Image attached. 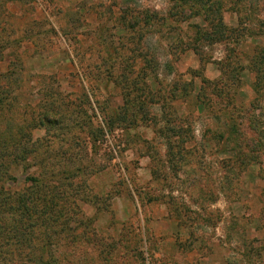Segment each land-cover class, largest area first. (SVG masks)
Here are the masks:
<instances>
[{"label":"rangeland","instance_id":"rangeland-1","mask_svg":"<svg viewBox=\"0 0 264 264\" xmlns=\"http://www.w3.org/2000/svg\"><path fill=\"white\" fill-rule=\"evenodd\" d=\"M248 1L223 12L239 35L195 50L206 21L172 0H0V264H264ZM33 176L54 187L23 238L9 199Z\"/></svg>","mask_w":264,"mask_h":264},{"label":"trees","instance_id":"trees-1","mask_svg":"<svg viewBox=\"0 0 264 264\" xmlns=\"http://www.w3.org/2000/svg\"><path fill=\"white\" fill-rule=\"evenodd\" d=\"M175 4L173 5L172 9L176 10L174 14H171L170 17L180 16L182 18H191L195 16H202L204 17V20L206 21V27L195 25V34L198 35L197 41H195L194 44V49L199 50L197 43L205 41L206 39L210 41H222L226 40V36L229 32L232 31V28L226 26V23L224 21V15L223 12L224 10L230 9L234 11H238L239 13L246 12L247 16H252L253 17V12L251 8V4L248 1L245 4H241V0H172ZM187 11H190V14H187ZM260 33L264 35V22H260ZM241 26V25H240ZM242 29L244 27L242 26ZM235 30V29H234ZM229 33L233 36L239 35V33L236 32ZM249 34L251 33L250 31L248 32ZM211 36L212 38H209ZM242 35L240 34V37ZM258 51H256V57L254 58V64H253V69L257 74V79H264V51L262 49L257 48ZM257 58V60H256ZM228 65L227 62L224 63V66ZM177 85V84H176ZM257 86V85H256ZM177 88V87H176ZM175 89V91H177ZM257 92V91H256ZM259 92V91H258ZM178 94H174L172 97H177ZM198 97V98H197ZM197 105L200 106V110H205L206 108H209L206 102H201L199 95H197ZM204 107V108H202ZM211 109V107H210ZM213 113V112H212ZM215 115V114H214ZM51 114V112H48L44 114L42 117V123H47L48 125H52L56 122V118H54ZM230 120L232 119L231 117L229 118ZM31 135V134H30ZM31 136L29 137L30 140ZM229 139V137H228ZM23 144V145H22ZM29 143H20L19 148H16V152L12 155L16 159L18 163L20 161L25 160L22 156L19 157L18 153L25 152L24 154L29 152ZM25 157V156H24ZM31 184H29L27 189L25 190H20L18 192H15L12 190V196L9 200L11 201L12 204V211H15L16 213H19V215H16L15 221L13 219V225L12 228L13 230L15 229L16 231H21L23 232V238L26 237L27 230L30 228L34 229L36 226L34 223H32L34 214H36L38 208L43 207V202H40V200L44 197V191L46 193V190L48 187H51L50 185H53V183H48L46 178H37L35 176L28 178ZM54 189V188H53ZM43 191V192H42ZM54 193L57 192V190H53ZM55 195H50L49 199H46L47 206L49 200H53ZM0 203H2L0 201ZM34 208V209H33ZM1 209V208H0ZM33 211V212H32ZM14 212V213H15ZM23 217L24 219H22ZM20 218V219H19ZM39 220V218H37ZM21 237V235H20ZM21 238H19V244L18 247L21 245ZM20 249H18L19 251Z\"/></svg>","mask_w":264,"mask_h":264}]
</instances>
